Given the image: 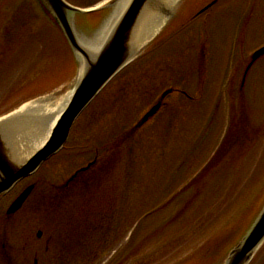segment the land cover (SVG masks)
Returning a JSON list of instances; mask_svg holds the SVG:
<instances>
[{
  "label": "rangeland",
  "instance_id": "374dc122",
  "mask_svg": "<svg viewBox=\"0 0 264 264\" xmlns=\"http://www.w3.org/2000/svg\"><path fill=\"white\" fill-rule=\"evenodd\" d=\"M66 1L93 10L115 0ZM209 1L179 0L78 118L65 148L0 200V240L27 241L31 255L40 240H51L49 255L67 241L81 247L68 255L93 256L92 264H225L264 207V57L242 85L264 47V0H221L195 21L176 19L189 3L194 15ZM115 8L78 16L77 30L99 33ZM79 69L40 0H0V119L64 99ZM170 89L160 113L134 131ZM44 116L28 132L50 123ZM95 159L69 194L58 191ZM251 264H264V244Z\"/></svg>",
  "mask_w": 264,
  "mask_h": 264
},
{
  "label": "water",
  "instance_id": "95a60500",
  "mask_svg": "<svg viewBox=\"0 0 264 264\" xmlns=\"http://www.w3.org/2000/svg\"><path fill=\"white\" fill-rule=\"evenodd\" d=\"M122 1L123 0H115L103 9L117 8ZM163 2H165V0H131L109 39L96 57L92 59L90 55L91 51L83 46L81 41L92 42L98 33L94 35L95 29L89 33H85L81 30L78 31L76 21L78 16L89 15L90 13H95L103 9H93L89 11L71 6L65 0H40L44 10L62 30L75 56L76 65H81L80 55H82L86 59L88 67L83 77L78 82L69 105L55 123L49 138L27 161L18 162L15 159L14 149L4 132L15 130L13 126L16 125L17 121L15 119L0 121V199L9 193L20 181L36 173L45 162L63 149L79 116L111 80L135 59L143 48L142 47L135 53L132 48V41L144 11L150 5L159 3L158 12L163 14L162 17H168L174 7L172 9H164L167 3L165 4ZM78 32L83 34H78ZM263 56L264 47L256 51L252 56V61L246 70L245 79L252 66ZM171 92L172 91L165 92L161 97V101ZM160 107L161 103L153 107L144 116L139 126H142L149 119L154 117L158 113ZM20 123L22 124V122ZM13 132L14 131H12V133ZM33 189L34 186L27 188L11 204L7 211L8 216L14 215L21 210L30 197ZM263 244L264 207L244 238L229 252L225 264H251L256 253Z\"/></svg>",
  "mask_w": 264,
  "mask_h": 264
},
{
  "label": "bare ground",
  "instance_id": "6f19581e",
  "mask_svg": "<svg viewBox=\"0 0 264 264\" xmlns=\"http://www.w3.org/2000/svg\"><path fill=\"white\" fill-rule=\"evenodd\" d=\"M130 1L131 0H123L121 4L115 8L112 17H110L104 23L102 29L92 42L81 41L83 46L91 51L90 55L92 59L96 57L106 41L109 39L112 31L114 30ZM178 1L179 0H165L163 3L167 4L166 6L164 4V9H172ZM158 9L159 3L152 4L142 14L132 41V48L135 53L147 43L152 41L163 28L165 17H162L163 14H160ZM80 63L81 65L76 86L67 97L61 100L57 97H48L33 103L31 102L23 106L19 111L0 119V121H7L10 119H15L17 121L16 125L13 126L15 129L12 130L14 131L13 133L11 130L4 132L9 138V142L14 149V157L18 162L27 161L49 138L55 123L69 105L74 94V90L88 67V63L82 55H80ZM42 114L45 115V118H49V126L48 124H44L43 127L40 128V131L28 132L30 129V119L40 117ZM20 122H22V124Z\"/></svg>",
  "mask_w": 264,
  "mask_h": 264
},
{
  "label": "flooded vegetation",
  "instance_id": "af4514ba",
  "mask_svg": "<svg viewBox=\"0 0 264 264\" xmlns=\"http://www.w3.org/2000/svg\"><path fill=\"white\" fill-rule=\"evenodd\" d=\"M220 1L221 0L209 1L208 3H206V5L201 7L202 9L201 8H200V10L198 9V12H196L194 15L192 14V11L194 9L191 10L192 5H190V3H189L188 6L186 5L187 7L186 6L183 7V9L180 11V13L178 14L176 19L180 21V20H184L185 18L189 17V19H188L189 22L192 20L195 21V20L207 15V13L209 11L211 12L212 9H214ZM174 25H175L174 30L173 31L170 30L169 34L174 33L175 30H177V29H180V27H178V28L176 27L178 24H174ZM171 90H172V93L175 92V90H173V89H171ZM168 97L169 96H167L161 102L160 111L164 108V102ZM159 102H160V100L157 102V104ZM160 111L158 112V114L160 113ZM152 119H150L143 126L134 129V131L142 130L143 128H145V126L147 124H149V122ZM69 139H70V137H69ZM92 163H94V164L91 167H89L86 171H81L84 168H81V169L75 171L74 174L72 176H70L68 179H66V181L59 188L57 187L58 191L60 193L64 192L63 193L64 195L69 194L70 192H67V190L72 188V186H74L78 180L82 179V177L84 176L85 173H88L89 171H91L96 166L97 159H95ZM32 185H34V187H35L33 192H32V195H33V193L38 188V183H34ZM8 218H10V217H8ZM41 236H42V233L40 235L39 234L37 235V237H39V238ZM37 243L42 244V245L36 246V250H34L33 255H31L30 253H32V250H29V249H32L33 246H30L27 241H25V243L23 245H21L20 247H17V246H14L12 243H10V241L7 239L6 240H0V264H92L93 261L96 259L93 256L68 255L67 253L69 250L74 249L73 251H77L76 249L77 248L81 249V247H79L80 245L77 246V244L74 245V243H69L67 241L59 242V246L58 245L55 246V250L58 252V255H49L48 254L50 251V248H51V240H46V241L40 240Z\"/></svg>",
  "mask_w": 264,
  "mask_h": 264
},
{
  "label": "trees",
  "instance_id": "16d2710c",
  "mask_svg": "<svg viewBox=\"0 0 264 264\" xmlns=\"http://www.w3.org/2000/svg\"><path fill=\"white\" fill-rule=\"evenodd\" d=\"M88 16V15H87Z\"/></svg>",
  "mask_w": 264,
  "mask_h": 264
}]
</instances>
